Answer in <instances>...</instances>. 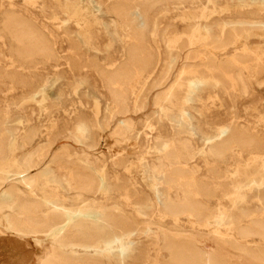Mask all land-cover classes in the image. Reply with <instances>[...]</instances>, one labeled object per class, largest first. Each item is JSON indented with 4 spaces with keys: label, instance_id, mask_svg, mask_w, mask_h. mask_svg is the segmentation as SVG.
I'll return each mask as SVG.
<instances>
[{
    "label": "rangeland",
    "instance_id": "rangeland-1",
    "mask_svg": "<svg viewBox=\"0 0 264 264\" xmlns=\"http://www.w3.org/2000/svg\"><path fill=\"white\" fill-rule=\"evenodd\" d=\"M155 1L146 46L156 62L133 75L118 103L101 71L122 64L135 39L129 23L109 11L143 9L146 0H0V177L29 159L31 187L18 186L29 203L99 209L109 217L106 228L115 223L125 233L85 249L71 244L84 231L69 232L73 220L66 244L42 237L38 246L22 231H34L45 208H7L0 264H41L52 246L71 264H167L174 240L219 253L226 264H264L255 258L264 254V0ZM19 22L34 40L16 33ZM167 51L176 62L166 79ZM191 70L210 71L223 84L194 89L181 113L170 92ZM39 86L44 91L32 96ZM180 114L177 129L171 119ZM230 124L252 144L214 155L203 136ZM78 178H91L93 191ZM10 186L1 184L0 195ZM157 190L177 212L160 204Z\"/></svg>",
    "mask_w": 264,
    "mask_h": 264
},
{
    "label": "bare ground",
    "instance_id": "bare-ground-1",
    "mask_svg": "<svg viewBox=\"0 0 264 264\" xmlns=\"http://www.w3.org/2000/svg\"><path fill=\"white\" fill-rule=\"evenodd\" d=\"M155 2V0H146L145 7L143 9L120 5L112 6L109 11L111 14L129 23L135 39V44L128 50L127 57L122 64L114 70L101 71L106 86L111 93L113 101L115 102H125V90L133 75H136L141 71L151 69L156 62L155 55L151 52V49H148L146 46L149 29L148 11ZM225 26H228V24H225ZM13 27L16 29V33L20 37L28 40H34L33 38H35V35L31 33V31H29V29H27L22 22L16 23ZM71 50H73V53L77 51L76 46H72ZM174 60V55L167 51L164 55L160 76L166 79L169 77L171 70H173V65L175 66L174 62L176 61ZM174 82L176 83H174L175 85L170 93H176L178 108L181 113L182 107L191 100V93H193L194 89L203 85L221 86L223 84L222 79L210 71H206L205 75L202 76L199 72L192 70L190 72L181 73L177 81ZM43 91L44 86H39L33 90L31 94L32 96H36ZM142 105L143 107L145 106V101ZM183 121L184 119L181 117V114L171 119L173 126L177 129L182 128ZM120 125L124 127L126 124L121 122ZM82 127L87 129V124H82ZM203 138L205 142L210 145V151L217 156L223 154V152H225L232 144H238L240 146H248L252 144V139H250L233 124L215 130L210 134H205ZM27 141L30 142L31 137H28ZM81 144L87 146L89 143L86 139L82 141ZM156 145L160 150L168 149V145L165 142H160ZM5 155L6 149L1 141L0 159L5 157ZM31 168L32 166L29 159H25L21 161L20 166L16 171L0 177V185L4 183L11 184L10 189L8 188V191L4 190L5 192L0 195V213L3 214L5 209H12L17 206L24 207L27 210H35L38 206L44 207V218H35L33 220L36 229L31 232L22 231L24 234L29 236L33 243L39 246L42 243L41 238L43 237L44 239L51 238L52 242L66 244L68 242L67 234L72 231L74 227H82L84 231L83 234H80L78 231L74 233L78 240L77 242H73L71 244L85 249H97L100 244L110 245L116 241H121L125 233L115 223L113 226L106 228L103 225V222L105 220L108 221L109 217L98 212L99 209L96 211L79 207L74 211H69L53 204L48 205V202L44 201H33L32 204L31 202L29 203L25 198V194L21 193L18 189V186H23L28 189L31 187L33 180V177L30 175ZM82 179L78 178V184L81 189L86 192H90L93 188H95L94 186L96 185H94L95 183L90 180L91 178L87 180ZM99 179L100 185H104L103 179ZM157 196L160 204L167 206L168 210L172 212H177L176 207L167 202L166 195L162 190H157ZM144 209H146V207H144ZM197 209V203H194L189 207L191 212H196ZM6 218L10 219V216ZM73 220H76L77 224L70 229L68 228L69 230H67L69 232L65 233L64 229L67 228ZM52 250L54 251V254H48L45 259L42 260L41 264H71L70 260L61 256L58 260L56 256L60 255L58 253L59 250L55 249L54 246H52ZM167 250L170 253V260L167 264H226L219 257V253L197 248L195 246H186L181 241H170L167 246ZM125 253L126 249H123L122 252L117 255L121 256ZM255 258L258 261L264 262V254L262 253L261 255L259 254L255 256ZM96 259H101V257L96 256Z\"/></svg>",
    "mask_w": 264,
    "mask_h": 264
}]
</instances>
